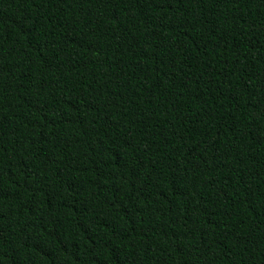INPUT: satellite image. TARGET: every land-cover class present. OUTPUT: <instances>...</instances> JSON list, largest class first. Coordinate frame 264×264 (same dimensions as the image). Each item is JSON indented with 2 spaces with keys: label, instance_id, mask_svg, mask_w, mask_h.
Segmentation results:
<instances>
[{
  "label": "trees",
  "instance_id": "1",
  "mask_svg": "<svg viewBox=\"0 0 264 264\" xmlns=\"http://www.w3.org/2000/svg\"><path fill=\"white\" fill-rule=\"evenodd\" d=\"M0 264H264V0H0Z\"/></svg>",
  "mask_w": 264,
  "mask_h": 264
}]
</instances>
